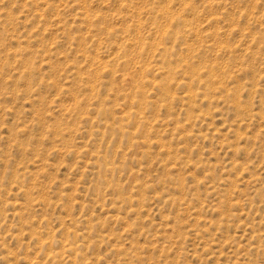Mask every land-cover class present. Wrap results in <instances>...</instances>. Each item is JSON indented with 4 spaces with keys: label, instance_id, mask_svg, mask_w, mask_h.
Instances as JSON below:
<instances>
[{
    "label": "rangeland",
    "instance_id": "obj_1",
    "mask_svg": "<svg viewBox=\"0 0 264 264\" xmlns=\"http://www.w3.org/2000/svg\"><path fill=\"white\" fill-rule=\"evenodd\" d=\"M0 264H264V0H0Z\"/></svg>",
    "mask_w": 264,
    "mask_h": 264
}]
</instances>
